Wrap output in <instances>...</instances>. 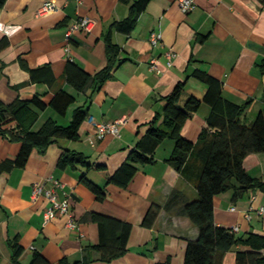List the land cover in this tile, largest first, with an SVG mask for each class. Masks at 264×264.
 <instances>
[{
    "label": "crops",
    "instance_id": "crops-1",
    "mask_svg": "<svg viewBox=\"0 0 264 264\" xmlns=\"http://www.w3.org/2000/svg\"><path fill=\"white\" fill-rule=\"evenodd\" d=\"M45 1L7 0L0 6V42H8L0 51V99L10 103L17 97L31 99L39 94L49 101L61 89L76 97L65 115L51 106L37 110L33 130L49 118L67 125L80 106L89 112V118L80 128L79 139L61 138L45 153L33 151L25 167L0 173V264H18L13 258L15 240L23 248L20 264H30L35 253L51 264L62 260L73 264L84 258L93 259L89 264H184L188 242L199 236L198 227L180 212L185 202L198 198L202 163L197 155L191 152L184 168L177 170L167 161L175 142L166 139L156 150V162L137 165L127 187L108 184L104 173H114L127 159L149 123L163 114L165 96L178 82L186 83L188 95L204 97L207 88L193 76L195 70L220 79L227 99L239 104L251 100L244 113L247 121L258 116L264 109V71L260 66L264 59V0H194L196 8L189 13L181 10L178 0H151L131 34L117 31L112 24L129 15L134 0H50L57 9L40 16L38 10ZM83 16L96 20L92 30L77 31L68 42V26ZM109 31L120 48L117 65L98 89L75 90L66 79L68 62L73 60L92 74L103 69L108 62L105 36ZM153 32L162 34L156 45L150 40ZM170 52L175 53L171 59ZM154 59L156 68H152ZM44 66L51 68L50 83L31 78V68ZM210 113L211 106L203 103L186 121L182 134L197 142ZM122 116L129 120L120 136L97 137L91 117L108 122ZM65 148L84 153L90 163L105 165L104 170L59 168ZM20 149V142L0 137V164L14 159ZM245 168L264 183V152L248 155ZM85 171L94 183L106 187L104 200H98L80 181ZM55 180L64 184L57 194L70 203L78 224L75 229L66 225L64 216L46 224L44 212L50 202L44 196L33 197L35 183L51 188ZM172 195L174 203L167 206ZM152 205L162 208L150 228L142 222ZM214 205L218 225H238L239 236L264 234V217L257 212L264 205L263 189L246 190L238 197L230 190L217 195ZM91 212L132 224L124 255L110 262L98 260L99 254L90 247L99 241V226L90 218ZM227 262L235 264V250L227 253L224 264Z\"/></svg>",
    "mask_w": 264,
    "mask_h": 264
},
{
    "label": "trees",
    "instance_id": "trees-1",
    "mask_svg": "<svg viewBox=\"0 0 264 264\" xmlns=\"http://www.w3.org/2000/svg\"><path fill=\"white\" fill-rule=\"evenodd\" d=\"M7 0H0L3 6ZM130 2V0H122ZM151 0H134L129 15L123 20L115 21L112 28L124 34H131L138 24L140 15L146 11ZM107 65L92 74L78 63L70 60L66 68V79L75 90L85 92L89 88L98 89L111 75L119 61L120 48L113 43L111 31L106 34ZM8 45L7 40L0 42V51ZM260 66L264 71V59ZM51 68L44 66L31 68L30 75L34 81L52 82ZM48 75V76H46ZM193 76L203 83L207 90L203 98L188 95L186 83L180 81L173 91L165 96V109L150 123L146 133L139 137L136 146L130 151L127 159L120 164L114 173H107V183L127 187L134 178L137 165H149L156 162L155 153L166 140L172 139L175 148L167 161L177 170H182L191 152H194L202 163V173L197 183L198 198L187 201L181 207V214L189 217L199 229L196 240L187 244L184 264H224L228 252L235 250V264H264V234L250 232L239 236L231 228L220 226L215 220L214 198L224 192L233 190L235 197L250 189H263L264 183L251 176L245 168V159L252 153L264 152V109L258 116L247 121L245 110L251 100L239 104L224 96L223 82L202 70H195ZM76 101V97L61 89L53 94L49 101L35 94L31 99L17 97L10 103L0 99V137L21 143L18 155L0 164V173L13 167H25L33 151L45 153L50 145L61 138L77 140L82 124L89 118V112L77 107L67 125L58 123L53 118L47 119L38 130L33 126L38 119V111L51 106L61 115ZM208 103L211 113L207 126L199 135L197 142L187 139L183 127L202 106ZM161 120V121H160ZM58 166L61 169L95 167L104 170L105 165L90 163L88 157L75 150L64 149ZM80 181L86 184L100 201L107 196L106 187L94 183L83 172ZM175 196H170L166 205L174 203ZM160 205H152L142 224L152 228L161 211ZM90 218L99 226V241L91 245L99 254L98 260L110 262L124 255L128 250V240L132 224L115 217L98 212H91ZM13 258L18 263L23 248L18 240L12 242ZM240 247L239 249H236ZM93 259L84 258L73 264H89ZM30 264H51L41 253H35ZM61 264H67L62 260Z\"/></svg>",
    "mask_w": 264,
    "mask_h": 264
},
{
    "label": "built area",
    "instance_id": "built-area-1",
    "mask_svg": "<svg viewBox=\"0 0 264 264\" xmlns=\"http://www.w3.org/2000/svg\"><path fill=\"white\" fill-rule=\"evenodd\" d=\"M179 6L184 13H189L196 8V3L194 0H178ZM57 9V6L50 0H47L38 10V15H47ZM96 20L83 16L76 19L71 25L68 26L66 32V40L69 42L74 33L77 31H86L89 32L92 30ZM162 39V34L153 32L151 34L150 40L153 45H156ZM70 50L68 43L67 51ZM175 53H168L169 58L171 59ZM157 61L154 59L152 68H156ZM129 118L127 116L119 117L113 121L108 122H97L93 117L90 118V122L96 128V135L99 139H102L107 134H112L114 136H120L121 128L128 122ZM64 184L58 180L53 181V187L47 188L42 182H37L34 185L33 197L36 199L39 196H44L49 202L50 205L45 209L44 218L45 223L58 218L60 216L66 217V225L72 229L77 228V221L70 212V203L68 200H61L57 194V188L62 187ZM236 207H232V210H235ZM257 212L264 217V205H261L257 208ZM250 213L247 214V217L250 218ZM233 232L239 230V226L235 225L231 227Z\"/></svg>",
    "mask_w": 264,
    "mask_h": 264
},
{
    "label": "rangeland",
    "instance_id": "rangeland-1",
    "mask_svg": "<svg viewBox=\"0 0 264 264\" xmlns=\"http://www.w3.org/2000/svg\"><path fill=\"white\" fill-rule=\"evenodd\" d=\"M41 124H42V123H41ZM41 124H40L39 126H41ZM39 126H38V127H39ZM227 264H229V263L227 262Z\"/></svg>",
    "mask_w": 264,
    "mask_h": 264
}]
</instances>
